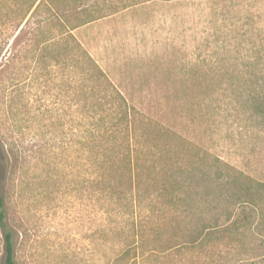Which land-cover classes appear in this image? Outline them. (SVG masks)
<instances>
[{
  "label": "rangeland",
  "instance_id": "374dc122",
  "mask_svg": "<svg viewBox=\"0 0 264 264\" xmlns=\"http://www.w3.org/2000/svg\"><path fill=\"white\" fill-rule=\"evenodd\" d=\"M91 9L105 17L74 30L76 41L129 105L210 155L202 166L218 187L204 197L201 185L188 231L235 219L228 181L240 173L264 183V0H95ZM25 34L0 26V41H9L0 166L16 262L109 264L115 217L96 202L89 169L61 148L70 104Z\"/></svg>",
  "mask_w": 264,
  "mask_h": 264
},
{
  "label": "trees",
  "instance_id": "16d2710c",
  "mask_svg": "<svg viewBox=\"0 0 264 264\" xmlns=\"http://www.w3.org/2000/svg\"><path fill=\"white\" fill-rule=\"evenodd\" d=\"M94 1L0 0V26L26 32L40 68L60 77L61 97L70 104L61 112L70 119L60 124L61 148L89 169L96 202L116 220L107 234L114 239L109 264H264L262 182L234 174L228 197L239 208L236 218L188 231L201 185L210 191L204 197L218 187L202 166L210 155L129 105L76 41L74 30L105 17L104 9L92 11ZM8 42L0 41V60ZM4 194L0 166L3 264H17Z\"/></svg>",
  "mask_w": 264,
  "mask_h": 264
}]
</instances>
